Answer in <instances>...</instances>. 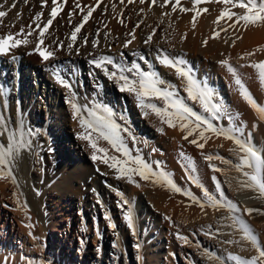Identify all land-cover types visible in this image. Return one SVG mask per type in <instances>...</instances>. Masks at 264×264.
Returning a JSON list of instances; mask_svg holds the SVG:
<instances>
[{"label":"bare ground","instance_id":"bare-ground-1","mask_svg":"<svg viewBox=\"0 0 264 264\" xmlns=\"http://www.w3.org/2000/svg\"><path fill=\"white\" fill-rule=\"evenodd\" d=\"M163 2L156 0L152 5L150 0L143 4L139 0H58L63 7L58 8L48 26L42 46L53 51L55 58L45 62L34 53L35 33L37 23L43 27L49 18L52 0H46L44 6L43 0H0L8 11L6 17L0 18V36L18 33L21 28L25 32L33 30V35L27 37V46L0 56V123L7 125V131L0 132V145L7 146L11 131L16 132L18 142L21 131L31 141L30 148L21 149L12 159L15 183L11 178L0 179V264H219L217 259H209L207 253L225 259L229 253L251 258L256 251L242 239L243 233L232 226L230 215L240 216L264 247V215L244 211H264V198L258 191L240 186L244 177L234 167L238 158L230 151L236 147L233 142L212 136L203 149L196 147L190 143L194 137L183 139L185 133L180 131L179 122L170 128L151 110L145 116L132 95L121 93L100 69L89 64L99 55L111 57L125 69L137 63L143 70L155 71L172 85L180 99L200 112L198 104L187 99L184 84L175 71L162 66L157 59L161 52L182 58L198 81L226 107L235 125L242 128V138H249L250 143L264 149V121L241 98L233 77L220 64L227 59L257 103L264 105V89L255 70L242 67L264 61V25L245 30L242 24L229 27L232 21L226 18L214 23L225 8L215 0L196 5L198 10L208 9L199 15L191 11L193 0H180L175 12L171 3L161 7ZM12 3L15 8L10 7ZM77 3L83 7V13ZM87 6L95 7V11L69 51L70 35L87 13ZM180 7L190 11L182 12ZM231 11L242 14L244 10L237 7ZM38 13H43L41 22L34 23ZM215 32L220 34L213 39ZM130 33H135L136 38L124 47L131 39ZM149 35L152 41L146 44ZM97 39L99 46L93 48L92 41ZM204 40L208 42L206 47ZM250 52L255 55L240 58ZM53 68L60 69L71 89L56 81ZM125 74L131 77V73ZM69 100L82 108L93 102L110 107L117 123L127 130L124 140L130 155H139L156 171L166 172L182 192L175 193L134 176L140 185L136 187L126 179H116L115 171L100 160L94 162L93 150L78 138L83 130L74 118ZM153 102L163 106L162 101ZM217 124L227 126L228 121ZM28 130L32 131L31 136H27ZM98 143L108 149L109 155L123 159L106 141ZM182 152L194 162V171L187 166L188 160L182 159ZM209 154L230 163L216 159L209 162L205 160ZM209 163L223 172H213ZM213 177L220 182L225 199L237 204L240 212L230 214L226 208L210 206L202 210L183 194L189 192L207 204L194 182L198 180L219 198ZM117 192L129 202L135 233L127 226ZM160 217L165 219L162 223L157 222ZM171 219L177 221L176 225ZM177 233L187 237L188 243L177 239ZM229 240L236 243H226ZM53 247L54 256L48 251Z\"/></svg>","mask_w":264,"mask_h":264},{"label":"snow or ice","instance_id":"snow-or-ice-1","mask_svg":"<svg viewBox=\"0 0 264 264\" xmlns=\"http://www.w3.org/2000/svg\"><path fill=\"white\" fill-rule=\"evenodd\" d=\"M124 3V0H120ZM133 0H128V3H132ZM146 0H139V3L143 4ZM152 5L156 4V0H150ZM208 2V0H193V8L191 11L196 12L199 15L201 11L208 12L207 8L198 10L196 5ZM215 2L223 3L225 5L214 23L219 24L222 19L232 21L229 27L235 28L237 25H243L245 30L249 26H261L264 25V0H215ZM172 4V12L177 10L180 6V0H164L160 5L161 7H167ZM46 4V0H43L42 6ZM53 7L51 8L49 18L40 27L37 23L38 31L36 34L34 53L38 54L45 62L55 58V53L48 50L44 45L45 33L48 30V26L53 23V19L58 14V8L63 7V3L58 4V0H52ZM96 6H99L98 4ZM230 6V7H229ZM11 8H15L16 4L12 3ZM76 7L81 8L83 13V7L77 3ZM88 11L82 15L81 22L74 27L70 35L72 43L67 44V49L71 51L74 47L77 39V34L81 32L84 24L92 16L95 7L87 6ZM243 9L242 14H237L231 11L232 8ZM113 10H115L113 6ZM180 11L187 12L190 9L180 7ZM8 15V11L5 10V4H0V18H4ZM43 13H38L34 17L35 22H41ZM71 13L69 16L71 17ZM196 16H193V28L195 27ZM123 23V21H121ZM2 26V21H0ZM139 27V25H137ZM227 31V29H222ZM154 34V33H153ZM219 32H215L213 39L219 37ZM33 35V30L29 28L27 32L21 28L18 33H11L4 36H0V56L8 55L12 49L19 46H27L30 41L28 36ZM131 39L124 43V47H128L129 44L135 40V33H130ZM186 38V34H185ZM152 41V35L147 37L145 43ZM88 43L87 38H84V44ZM203 46H207V40H204ZM99 41L93 40L92 47L97 48ZM59 47H63L60 45ZM262 49H258L260 51ZM79 54V48L76 49ZM31 54V53H30ZM91 55V54H90ZM255 55V52L246 53L241 56V59H245L248 56ZM15 59V57H13ZM144 59V57H141ZM159 63L175 71L177 78L181 79L184 84V91L187 94V99L194 104H198L200 112L194 111L192 107L188 106L183 99L179 98V94L174 90L172 85L161 78L155 71H146L141 68L137 63L131 64L130 67L124 68L118 65L113 59L106 55H99L89 60V64L93 65L96 69H100L107 79L113 81L118 90L121 93H128L133 96L137 106L143 110V114L147 116L148 110L160 119L161 123L167 124L170 128H175L177 122H179L180 131L184 132L183 139L188 140L189 137H194L190 143L196 147L203 149L205 144L212 136L217 138L223 137L226 140H230L236 146L234 149H230L238 158V163L234 164L235 169L242 174L244 179L239 181L240 186L245 189L256 190L259 192L260 197L264 198V149L257 148L254 144L249 142V138L244 137L242 128L235 125L233 116L228 112L226 107L215 99L214 93L205 85L201 84L198 79L192 74V70L187 66L186 61L182 58H172L166 53H159L157 57ZM221 66L225 67L227 72L233 77L234 83L237 86L239 95L246 102V104L256 113L257 118L264 121V105H260L250 94L244 83L242 82L237 70L229 64L227 59L220 61ZM111 66L112 71L109 70ZM248 66L255 70L257 78L264 89V61L253 62L249 65H242V67ZM125 72L131 73V77L126 75ZM53 75L56 81L63 87L71 89V85L61 76L59 68H53ZM2 91V89H0ZM155 100L163 102V106H158ZM71 107L74 110V118L79 121V126L83 130L79 135V139L88 143L89 147L93 150L91 159L95 162L100 160L103 164L107 165L110 169L116 173V179H126L129 183L134 184L136 187L140 185L133 179L134 176H138L141 180L149 181L155 185L166 186L168 189L175 193H181L182 189L175 185L173 180L168 177L164 171H156L152 165L144 161L139 155L132 157L128 146L124 140V133L127 131L117 123L114 111L101 103L93 102L90 107L82 108L73 100H69ZM86 113V115H85ZM226 119L228 121L227 126H218L217 122ZM0 121H3V117L0 116ZM22 128V124L20 126ZM7 131V125L0 123V132ZM211 134V135H207ZM21 139L17 141V134L14 131L8 132V144L7 146L0 145V179L11 178L15 183V178L12 175L11 162L14 155L18 154L21 149L30 148V139L25 138V134L21 131ZM32 131L28 130L27 136H31ZM130 135V133H129ZM106 141L116 152H119L123 159L120 157L109 155L108 149L99 146V141ZM200 141H203L201 143ZM135 142V141H133ZM102 154V155H100ZM182 159L188 160V167L195 170L194 162L190 157L182 152L180 153ZM213 159L220 160L222 163H230L219 155L209 154L205 156V160L212 161ZM209 168L213 172H223L222 169L209 163ZM215 184V191L219 193V198L212 195L207 188H205L198 180H195L197 187L201 188L203 197L207 201V204L199 200L196 196L189 192L183 194L189 196V198L197 204L202 210L206 207H212L213 209L226 208L228 212L236 213L241 209L237 204L230 200H226L224 192L221 189L220 182L213 177ZM117 195L121 197L122 207L125 208L124 219L129 229L135 233L134 220L131 209L127 207L128 201L123 199L120 192ZM244 211L251 215L256 212L260 215H264V211L260 209L247 208ZM232 226H236L238 230L243 233L242 239L249 242L256 251V255L251 258H243L239 255L229 253L225 258L216 257L213 253H207L209 259H217L219 264H264V247L261 246L258 236L254 230L237 215H230ZM169 219V217H166ZM111 227H115L114 224H110ZM177 239L182 240L184 243H188V239L185 236H181L177 233ZM228 244L236 243V241H226ZM139 247V245H137Z\"/></svg>","mask_w":264,"mask_h":264},{"label":"rangeland","instance_id":"rangeland-1","mask_svg":"<svg viewBox=\"0 0 264 264\" xmlns=\"http://www.w3.org/2000/svg\"><path fill=\"white\" fill-rule=\"evenodd\" d=\"M19 58V57H18ZM43 87V86H42ZM57 123H59V121H57ZM125 209V208H124ZM165 219H164V217H160V218H158L157 219V222H159V223H162L163 221H164ZM161 221V222H160ZM173 221V222H172ZM177 221L174 219H171V223L172 224H174V223H176ZM174 225H176V224H174ZM177 225H178V223H177ZM152 235V234H151ZM76 243H78V242H76ZM55 250H56V248L55 247H53V250H52V248L51 249H49L48 251L54 256V254H56V252H55ZM76 251V250H75ZM59 254H61L62 253V250L61 251H59L58 252ZM35 256V258H37L36 257V255H34ZM64 258H65V253H64ZM69 262H70V260H69Z\"/></svg>","mask_w":264,"mask_h":264}]
</instances>
